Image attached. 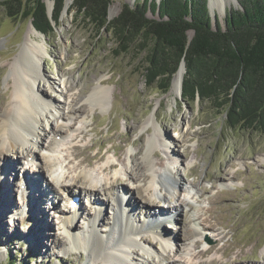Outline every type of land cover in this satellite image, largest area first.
<instances>
[{
    "label": "rangeland",
    "instance_id": "obj_1",
    "mask_svg": "<svg viewBox=\"0 0 264 264\" xmlns=\"http://www.w3.org/2000/svg\"><path fill=\"white\" fill-rule=\"evenodd\" d=\"M43 1L46 7L50 4V9L47 7L50 18L54 3L52 0ZM111 1L108 14L112 12V17L108 16L109 20L118 16L125 3L132 6L138 0ZM224 1L227 3L220 7L213 0H208L213 28L216 22L224 28L227 12L232 8L240 9L236 0ZM147 15L157 19V15L150 12ZM30 26L32 24L27 19H9L0 6V114L9 102L8 64L20 52ZM40 35L42 38L35 40L44 46L41 67L45 74L55 83L61 79L67 81V86L71 84L73 88L72 93L79 90L82 96L72 106L74 109L84 106L80 112L72 114L66 127L61 128L68 131L73 127V131L67 132L64 146L56 153L59 166L51 176L70 184V178L88 169L97 179H109L112 178V171L99 170L107 163H115L117 171L122 173L135 164L134 170L141 174L145 163L142 156H138V160L132 164L129 157L152 140L154 144L149 155L156 165L155 169L168 166L178 187L188 192H181L175 201L180 204L183 195L190 197L188 200L182 199L177 214L168 203L150 202L142 181L137 184L138 187H134L132 181L118 182L120 186L128 185L132 190L127 198L132 202L135 199L138 201L134 203L136 211L131 212L137 219L144 216L140 209L145 210L148 205H151L148 210L161 209L167 213L164 214H171L170 221L162 223L159 228L163 234L175 238L174 244L164 253L162 244L153 238L150 229L143 226L140 235L146 238L152 253L146 255L132 248L126 264H156L155 252L169 257L172 264H264V133L240 127L230 129L224 113L217 115L208 103L188 105L181 100V92L173 102L168 94L171 83L166 93L158 91L155 86L147 87L144 79L145 52H140L141 45L117 56L116 52L120 49L116 47L113 34L105 29L96 31L88 21L70 12V7L65 9L64 5L53 34ZM191 37L192 33H189ZM99 79L101 85L108 88V104L104 109H91L85 102L90 92L87 89L95 87ZM38 86L59 109L66 107L59 88L50 89L46 81L38 82ZM82 88L87 92L82 93ZM81 151H87L86 155L90 158L97 153L102 158L88 166L80 162L82 155L73 158L74 153ZM8 154L2 155L5 159L0 161V168L8 166L5 162L14 165L6 169L11 173L4 171L5 174L0 175V180L3 177L1 183L4 184V191L8 189L12 206L9 209L0 207V264H5L7 259L16 260L17 264H84L86 252L73 249L62 231L63 217L59 208L71 206L65 198L67 194L60 197L59 207L51 208L49 204L52 199L44 196L41 207L46 212L50 229L47 231L41 226L36 230L34 224L41 220L34 204L39 192L29 189L27 198H31L30 204L26 201V204L24 201L23 205L20 204L24 194L18 190L19 176L15 177L16 170L30 175L32 169L25 170L24 155L21 160L14 157L12 160V157H7ZM38 173L42 174V171L37 166ZM31 176L35 178L37 175ZM50 178H43L42 188H47L52 194L55 187L51 185ZM76 188H68L72 196L78 191ZM105 203L107 209L102 214V224L98 226L99 233L104 237L108 236L112 222V204ZM80 206L84 207H80L77 217L75 214L72 227L76 235L84 232L86 225L82 213L86 215L89 210L83 203ZM124 209L128 210L126 207ZM174 214L178 215L176 219L173 218ZM145 219V223L151 221L149 218L140 221ZM105 228L106 233L103 232ZM196 232L202 235L201 239ZM209 248L210 252L206 255L199 254ZM88 264L101 263L94 258Z\"/></svg>",
    "mask_w": 264,
    "mask_h": 264
},
{
    "label": "bare ground",
    "instance_id": "obj_2",
    "mask_svg": "<svg viewBox=\"0 0 264 264\" xmlns=\"http://www.w3.org/2000/svg\"><path fill=\"white\" fill-rule=\"evenodd\" d=\"M71 1L72 0H65V9L69 7ZM213 3H217L220 7H222L227 2L225 3L224 0H213ZM48 8L50 9V4L48 5ZM108 16L111 18L112 12H109ZM41 38L42 36L36 32L32 26H30L28 35L20 52L9 62V102L0 114V161L5 159L3 157L4 153L8 151L11 153L8 155L10 156L9 158L12 157L13 160L14 157L17 160H21L23 159V153L25 151L27 153L26 156H29L31 159H35V162L41 164V166L38 164V167L42 171L43 175L38 173L35 178L27 179V182L25 183L27 191L21 199L20 204H23V201L29 202L30 204L31 198H27V192L29 189L37 190V193L39 192V196L34 202L35 212L41 215V220H37V223L34 224V228L37 230L39 227L44 226L45 229L49 231L50 223L47 220L46 212L41 207L44 203V196H50V199H52V204L49 208L56 205L59 207V200L63 194L68 193V200L72 197L73 193L68 188H70V186L77 187L76 189L78 191H76L74 196L84 195L91 197L92 205L95 207L91 210L89 209V212L90 216H95V221H88L83 230L84 232H81V235H76L72 231V227L76 219L75 214L77 215L80 212V207L84 206L77 204L75 207H68L69 205L65 207L68 208V210H74V215L68 213V210L65 208H59V210L63 217L61 221L62 231L64 235H66L69 245L79 252H86L84 264H88V262L94 258H97L101 264H126L129 259L128 252L132 248L133 250L135 249V251H142L146 255H150L152 250L148 246L146 238H143L140 235L146 219L141 221L140 219H151L155 212H161L156 210L154 211L152 208V210H148L151 206L148 205L144 208L145 210L140 209L144 212V216L137 219L134 216V213H131L137 209V206L134 204L137 200L135 199L134 202H132V200L127 198V194L132 193V190L128 188V185L124 186L122 184L120 186V183L118 184V182L132 181L134 187H138L137 184L142 181L145 186L144 190L146 192V196L150 202L162 201L164 203H168L173 212L177 214L178 208H181L180 205L183 202L182 199H190L188 194L186 196L183 195L188 192L178 187V182L172 178L168 166L158 167L157 170L155 169L156 165L153 161H151L149 155L150 149L154 144L152 140L147 142L146 147H143L144 150L141 146L136 153L130 154L129 157L132 164L134 160H138V156H142L145 163L144 167L141 168V174L137 173L136 169L134 170L135 164H132V167L129 170L124 169L122 173L117 171L118 169L115 163L114 165L107 163L104 168L101 167L99 170L101 172H105L107 170L112 171V178L109 179L107 177L97 179V177H94L89 171H87L88 169L82 170L74 178H70L68 181L70 184L60 182L55 176H51V174L56 173L59 166L56 160V153L58 154L60 147L64 146L63 141H65L64 139L67 132L73 131V127H70L68 131L61 128L66 127L72 118V114L80 112L84 106L77 109H74L72 106L73 103L76 105V102L82 96L81 93H79V90L77 91L78 94L72 93L73 88L71 84L67 86V81H63V79H61L60 82L55 83L54 80L45 74L41 67V52L44 51V46L35 40ZM183 75L184 63H181L177 72L173 76L171 87L168 91V94L171 96L173 102H175L180 95ZM41 81H46L52 90L56 87L59 88L61 96L64 97L63 101L64 106L66 107L59 109L58 105H54V103L50 102V100L46 98V93L38 86V82ZM100 81V79L96 81L95 87L90 90L87 89V91L90 92L87 95L85 102L91 109L94 107L104 109L108 104V88L103 87ZM83 89L85 90V88L81 89L82 93L87 92ZM69 99L70 103L68 104ZM58 122H61V124L59 125ZM173 147L176 148V145ZM86 152L87 151L84 153L81 151L79 154L74 153L73 158L76 159L82 155L83 157L80 162L88 166H90L93 161L100 160L102 158V155L99 153L90 158L86 155ZM155 154L158 157V154ZM5 165L8 166L0 168V172L2 171L0 175L5 174V172L11 173L6 169L14 164L5 162ZM30 169L36 171L37 165L34 166V168L32 166ZM17 172L18 171L16 170L15 174H18ZM24 176L25 174H23V177ZM47 177H51V185L55 187V191L52 192V194H50V191L47 188H42V182L44 181L43 178ZM1 182H3V177L2 181L0 180V183ZM0 186V207L3 209H9L12 206V199L9 195L8 189L4 191V184L1 183ZM162 191L164 192V195H162ZM60 192L61 194H59ZM181 192L183 193V196L180 204H178V202L175 201V198L176 196L180 197ZM98 194L105 197L108 202L112 204V225L109 229V233L107 234L108 236L106 237L99 233L98 226L102 224V214L106 211L107 206L106 204L100 202L102 199H100V196L96 197ZM62 201H64V199H62ZM26 202L24 204H26ZM125 207L128 210L125 211ZM164 213L166 212H163L162 214ZM177 216L178 215L174 214L173 218L176 219ZM153 228L156 229V231L151 228L149 231H151L153 238L162 244V250L165 253V249L171 248L172 244H174L173 242L175 241V238L163 234L160 231L159 225H154ZM106 229L107 228L104 229V233H106ZM47 231L44 234H46ZM197 234L199 235L198 238L201 239L202 235L196 232V235ZM53 242H55L54 239ZM210 249L211 248L204 249L199 252V254L206 255L210 252ZM155 254L156 264L173 263L169 257L164 256L162 253L160 254L155 252ZM139 264H141V262H139Z\"/></svg>",
    "mask_w": 264,
    "mask_h": 264
},
{
    "label": "trees",
    "instance_id": "obj_3",
    "mask_svg": "<svg viewBox=\"0 0 264 264\" xmlns=\"http://www.w3.org/2000/svg\"><path fill=\"white\" fill-rule=\"evenodd\" d=\"M52 1L50 18L43 0H0V6L9 19H27L49 36L64 8V0ZM109 1L75 0L70 12L74 9L96 31L111 32L117 56L141 45L147 87L166 93L183 62V102L208 103L217 115L225 114L230 129L264 133V0H236L240 9L227 12L224 28L218 22L212 27L208 0H138L125 3L112 21L107 20ZM5 264L17 263L7 259Z\"/></svg>",
    "mask_w": 264,
    "mask_h": 264
},
{
    "label": "water",
    "instance_id": "obj_4",
    "mask_svg": "<svg viewBox=\"0 0 264 264\" xmlns=\"http://www.w3.org/2000/svg\"><path fill=\"white\" fill-rule=\"evenodd\" d=\"M74 1H75V0H73V2L71 3V5L69 6L70 9H71V7H72ZM111 3H112V1L110 0V1H109V7H110ZM45 4H46V2H45ZM64 5H65V0H64ZM47 7H48V6H47ZM109 7H108V10H109ZM48 9H49V8H48ZM122 9H123V7H122ZM108 10H107V20H108V21H112V20H109V19H108ZM48 11H49V10H48ZM121 11H122V10H121ZM71 12H75V10L73 9ZM48 13H49V12H48ZM119 14H120V13H119ZM119 14H118V15H119ZM189 33H192V31H188V33H187V37H188V39L190 40L192 37L189 38ZM192 36H193V33H192ZM181 63H183V62H181ZM180 65H181V64H180ZM179 67H180V66H179Z\"/></svg>",
    "mask_w": 264,
    "mask_h": 264
}]
</instances>
